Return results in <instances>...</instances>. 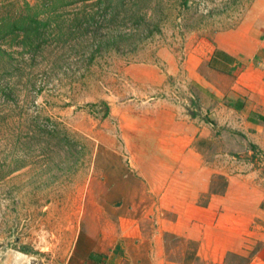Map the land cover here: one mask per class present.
<instances>
[{
	"label": "rangeland",
	"instance_id": "374dc122",
	"mask_svg": "<svg viewBox=\"0 0 264 264\" xmlns=\"http://www.w3.org/2000/svg\"><path fill=\"white\" fill-rule=\"evenodd\" d=\"M252 1L130 0L129 21L119 13L105 28L85 24L107 18L104 0H0V264H97L87 253L104 234L114 240L138 188L112 108L193 94L173 67L204 61ZM141 17L159 32L141 34ZM30 18L39 23L11 32ZM149 78L163 81L149 88Z\"/></svg>",
	"mask_w": 264,
	"mask_h": 264
},
{
	"label": "crops",
	"instance_id": "0c3cea01",
	"mask_svg": "<svg viewBox=\"0 0 264 264\" xmlns=\"http://www.w3.org/2000/svg\"><path fill=\"white\" fill-rule=\"evenodd\" d=\"M214 50L233 59L230 73L207 66ZM173 69L193 89L185 100L149 96L112 108L136 202L118 217L114 240L102 235L86 257L264 264V0H253L234 30L215 35L204 61Z\"/></svg>",
	"mask_w": 264,
	"mask_h": 264
},
{
	"label": "trees",
	"instance_id": "16d2710c",
	"mask_svg": "<svg viewBox=\"0 0 264 264\" xmlns=\"http://www.w3.org/2000/svg\"><path fill=\"white\" fill-rule=\"evenodd\" d=\"M107 3V6L102 7L101 9L104 10V15L107 14V18H103L101 15H98L97 13L95 14L92 13L89 17H87V19L85 20V24L89 25V24H97L100 26L102 22H104V25L106 24L105 28H108L110 26L113 25H117L119 22L117 21V16L119 15V13H123L124 14V18H126V20L129 21V16H127V10L126 7H124L125 5H127L126 1H130V0H116L113 3V0H104ZM112 2V3H111ZM185 3V2H184ZM24 6H28L26 2H23ZM106 10H108L107 13ZM102 17V18H100ZM30 23L26 24V25H20L19 27L16 26V24H19L18 20H14L12 23V28H11V32L14 30H18L21 32L26 33L27 31L30 30V25H37V23H39L38 20H34L32 18H30ZM142 21V22H141ZM88 22H92V23H88ZM134 25L137 27L139 24L142 25V30H141V34H145V36H149L150 34H152L153 32H159V29L155 24L153 23H146L145 21H143V18L141 17L138 21L134 20L133 21ZM141 22V23H139ZM122 23V22H121ZM99 26H96V30L99 29ZM148 27H150V29H148ZM33 29L35 27H32ZM95 30V31H96ZM115 37L114 35H112L110 37V40H106V46H114L115 45V41H114ZM105 45V44H104ZM233 59L227 55H225L224 53L218 51V50H214L210 59L208 60L207 66L213 70L219 71V72H226V68L230 66V64L232 63ZM226 73H230V70L227 69ZM262 121H264V119H262ZM224 186V184H223ZM20 252L22 253H26L23 250H20Z\"/></svg>",
	"mask_w": 264,
	"mask_h": 264
}]
</instances>
